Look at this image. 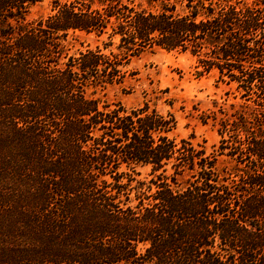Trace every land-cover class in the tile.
Masks as SVG:
<instances>
[{
    "label": "trees",
    "instance_id": "trees-1",
    "mask_svg": "<svg viewBox=\"0 0 264 264\" xmlns=\"http://www.w3.org/2000/svg\"><path fill=\"white\" fill-rule=\"evenodd\" d=\"M40 1L0 0V264H264V0ZM147 49L226 87L212 152L87 95Z\"/></svg>",
    "mask_w": 264,
    "mask_h": 264
},
{
    "label": "rangeland",
    "instance_id": "rangeland-1",
    "mask_svg": "<svg viewBox=\"0 0 264 264\" xmlns=\"http://www.w3.org/2000/svg\"><path fill=\"white\" fill-rule=\"evenodd\" d=\"M49 7L50 0H41L32 7L29 18L46 15ZM71 44L69 53L72 54L99 45L100 39L93 33L79 32ZM121 69L124 72L121 82L91 87L87 95L98 99L100 104L120 101L126 107H136L147 102L162 113L169 112L176 119L173 137L191 136L207 153L212 152L219 136L212 121L203 123L201 117L215 108L214 102L227 109L234 101L225 94L226 87L216 82L215 73L199 76L195 61L188 53L164 49H147ZM219 164L223 165L221 157Z\"/></svg>",
    "mask_w": 264,
    "mask_h": 264
}]
</instances>
